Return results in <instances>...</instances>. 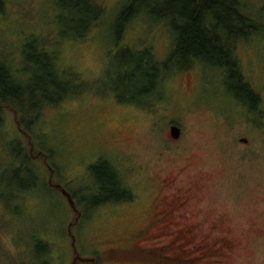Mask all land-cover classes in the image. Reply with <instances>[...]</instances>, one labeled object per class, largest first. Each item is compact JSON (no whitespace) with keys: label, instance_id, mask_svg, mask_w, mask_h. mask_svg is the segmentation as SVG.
I'll return each instance as SVG.
<instances>
[{"label":"rangeland","instance_id":"obj_1","mask_svg":"<svg viewBox=\"0 0 264 264\" xmlns=\"http://www.w3.org/2000/svg\"><path fill=\"white\" fill-rule=\"evenodd\" d=\"M99 1L104 16L81 37L58 0H4L0 7V54L16 68L28 50L42 55V66L46 55L78 89L26 131L11 110L0 111V264H217L215 254L192 251L191 259L172 262L162 256L171 250L158 252L159 260L138 251L167 244L170 234L146 230L148 213L184 186L193 196L188 219L200 220L209 238L232 242L223 264H264V33L237 44L259 91L258 110L229 92L244 88L234 74L203 60L165 72L162 93L156 88L139 104L137 90L153 89L156 70L123 61L144 49L165 60L172 33L138 16L118 34L127 0ZM242 1L264 23V0ZM28 66L22 74L29 78L35 70ZM171 121L181 128L177 139ZM103 173L120 183L112 192L101 190ZM125 191L130 198L121 197ZM214 215L227 219L211 231ZM107 246L126 253L99 257Z\"/></svg>","mask_w":264,"mask_h":264},{"label":"trees","instance_id":"obj_2","mask_svg":"<svg viewBox=\"0 0 264 264\" xmlns=\"http://www.w3.org/2000/svg\"><path fill=\"white\" fill-rule=\"evenodd\" d=\"M3 1L0 0V7ZM58 4L68 14L69 21L78 26L74 37L83 36L104 16V5L99 0H58ZM122 9L116 25L118 34L122 33L128 22L143 16L162 24L173 36L171 51L165 60L159 61L153 54L148 53L147 49H144L140 52L135 51L138 54L134 59L128 58L123 61L127 67L133 65L137 69L156 70V74L152 77V80L155 78L152 84L155 89H151L150 86L137 90L134 100H139V104L143 102L142 96L152 91L157 93L156 88L161 92L162 87L159 81L166 74L165 72L172 71L178 66L188 67L194 61L203 60L224 68L225 74L227 76L230 74L231 78L234 74L237 80L243 83L244 88L237 90L230 87L229 92L245 102L248 107L251 106V109L258 110V103L261 101L259 91L243 71L237 54V44L252 34L264 33V23L247 12L242 0H127ZM128 49L129 47L120 48V51L126 53ZM40 57L42 58V55L32 54L28 50L23 57L25 62L23 67L16 68L12 60H9L5 54H0V111L3 108L11 110L16 124L23 131L29 130L39 121L47 107L55 106L78 92L72 80L70 79L71 82L67 80L69 76H64L67 71L59 70L46 55L43 56L46 66H42ZM28 64H33L32 70H35L29 78L22 74V71L29 70ZM52 68L59 71H36ZM124 97L127 101L129 100L128 97ZM22 167L25 168L24 163ZM99 182L101 190L106 193L112 192L111 190L120 185L113 173L100 174ZM35 186H23L21 189ZM7 193L10 191L7 190ZM125 195L121 197L130 198L128 191H125ZM121 197L110 196V198ZM165 250L169 248L159 247L158 250L148 251L158 254ZM160 254H158V260L161 257ZM162 256L172 262L182 260L176 257L172 259L165 254Z\"/></svg>","mask_w":264,"mask_h":264},{"label":"flooded vegetation","instance_id":"obj_3","mask_svg":"<svg viewBox=\"0 0 264 264\" xmlns=\"http://www.w3.org/2000/svg\"><path fill=\"white\" fill-rule=\"evenodd\" d=\"M171 124H176V122L169 123L168 126ZM180 135L181 128L179 136ZM173 182V178H171L170 180H166L165 185H170ZM190 188V186L177 187L176 189L169 191L167 195H163L161 201L154 203L152 205L151 211L148 213L151 220L150 226L152 227L148 226L149 228L146 230L155 228L160 233H168L171 235V238L167 241V244L160 247L168 246L166 248H169V250H171L173 253L175 252L174 255H169L172 259L175 257L182 259L179 261L191 259L189 254H193V251L196 252V254H194L196 255V258L202 257L204 255L215 254L218 256V258L215 260L217 264H223L224 259L227 256L228 251H231L233 244L229 237L223 235L216 240L209 238L210 235L207 231L204 232L205 229L200 230L202 225L200 220L188 219V214L191 215V213H189L190 209H188V207L193 197ZM214 216L216 221L209 222L207 224L208 229L211 231H213V229H217V226L221 222H225L227 219L224 215ZM177 219H182L184 221L180 223ZM141 232H143V230L139 231L137 234L141 235ZM136 246L139 248L138 251L143 253V257L147 255L148 250L152 249H146L145 247L142 248L139 245ZM154 248L158 249L159 246L156 245ZM104 253L109 257H117L126 253V249L107 246L104 249ZM140 255L142 256V254ZM152 255H155L154 251ZM195 257L193 256V259H195Z\"/></svg>","mask_w":264,"mask_h":264},{"label":"water","instance_id":"obj_4","mask_svg":"<svg viewBox=\"0 0 264 264\" xmlns=\"http://www.w3.org/2000/svg\"><path fill=\"white\" fill-rule=\"evenodd\" d=\"M169 133H170V136L173 138V139H176L178 138L179 134H180V128L178 125L176 124H171L169 126ZM240 141H243V142H246L247 139L245 137H241L240 138Z\"/></svg>","mask_w":264,"mask_h":264},{"label":"crops","instance_id":"obj_5","mask_svg":"<svg viewBox=\"0 0 264 264\" xmlns=\"http://www.w3.org/2000/svg\"><path fill=\"white\" fill-rule=\"evenodd\" d=\"M103 252H104V251H102V256L98 254L99 257H101V258L103 257ZM104 255H105V253H104ZM105 256H106V255H105ZM106 257H107V258H112V257H109V256H106ZM117 257H118V256H117Z\"/></svg>","mask_w":264,"mask_h":264}]
</instances>
